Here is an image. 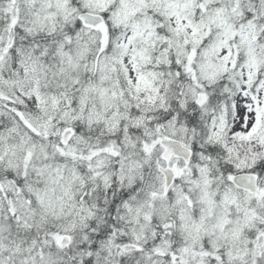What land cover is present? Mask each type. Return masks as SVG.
I'll list each match as a JSON object with an SVG mask.
<instances>
[{"label": "snow or ice", "instance_id": "6c2138e0", "mask_svg": "<svg viewBox=\"0 0 264 264\" xmlns=\"http://www.w3.org/2000/svg\"><path fill=\"white\" fill-rule=\"evenodd\" d=\"M0 264H264V0H0Z\"/></svg>", "mask_w": 264, "mask_h": 264}]
</instances>
